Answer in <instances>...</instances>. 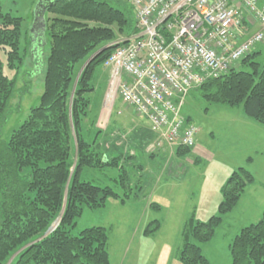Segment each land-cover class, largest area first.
<instances>
[{"label":"trees","instance_id":"trees-1","mask_svg":"<svg viewBox=\"0 0 264 264\" xmlns=\"http://www.w3.org/2000/svg\"><path fill=\"white\" fill-rule=\"evenodd\" d=\"M50 12L55 15L49 18ZM44 20V43L35 50L31 35V44L21 47L22 18L2 11L0 6V51L6 55L7 67L14 71L11 78L5 75L0 58V264H6L15 252L9 264H110L105 227L89 226L77 233L71 230L84 207H103L109 198L124 203L130 195V176L136 168L141 172V165H130V172L126 166L138 156L128 151L124 142L108 141L103 130L95 127V118L89 120V94L94 90L96 73L114 46L94 56L74 89L73 84L78 66L94 52L136 32L135 15L126 0H56L47 7ZM48 42L39 103L5 139L3 126L8 115L19 108L12 99L25 57L28 55L32 65L22 75H30L36 72ZM257 53L254 47L236 67L205 79L184 95L180 106L184 124L195 127L190 116L182 114L186 97L193 92L207 102L241 105L245 116L264 125V64L255 59ZM165 145L175 148L179 156L193 148ZM180 147L185 150L180 151ZM84 168L114 169L111 179L118 189L82 179ZM253 180L247 168L238 167L221 186L217 213L206 221L190 219L179 256L182 264H209L200 244L212 238ZM60 213L58 225L43 236ZM158 228L159 221H152L143 234ZM229 251L231 264H264V209L256 222L234 236Z\"/></svg>","mask_w":264,"mask_h":264},{"label":"rangeland","instance_id":"rangeland-1","mask_svg":"<svg viewBox=\"0 0 264 264\" xmlns=\"http://www.w3.org/2000/svg\"><path fill=\"white\" fill-rule=\"evenodd\" d=\"M37 1L0 0L2 11L22 18L21 47L26 42L31 44V25ZM47 15L50 18L55 14L50 12ZM255 47L258 50L255 59L264 64V41ZM48 48L49 42L44 47V56L34 68L36 72L30 75H22L32 65L28 55L25 57L12 99V103H19V108L8 115L3 126L5 139L27 117L30 108L39 103ZM0 58L4 74L13 77L14 71L7 67L6 55L1 51ZM86 61L78 66L73 89ZM98 71L94 90L89 94V120L95 118V127L103 130L108 141H126L130 148H133L132 145L137 147L130 149L132 153L149 156L144 158L140 155L135 162L126 164L129 172L132 164L134 167L141 165L143 169L140 173L137 168L134 169V176H130L128 199L120 203L109 198L103 207H84L75 220L72 233L89 226L105 227L110 264H182L179 256L190 219L206 221L217 213L221 186L235 169L244 166L252 173L253 182L246 186L236 205L222 218L212 238L200 244L209 264H231L229 247L234 236L243 227L256 222L264 209V125L246 117L241 105L230 107L207 102L191 92L186 97L182 114L190 116L197 128L196 144L200 152L195 154L194 147L189 148V153L182 157L175 153V148L171 150L157 142L158 135H148L144 130L149 122L128 104L119 98L114 104L105 103L108 74L103 68ZM19 87H22L21 93L17 92ZM241 117L251 123L243 124ZM183 148L180 147V151L185 150ZM249 157L251 160L247 161ZM171 172L175 174L170 176ZM113 173L112 168H84L81 176L95 185H111L117 190V183L111 179ZM164 174L170 178L181 175L183 183L175 188L170 185L163 187V183H158L156 178L162 179ZM154 204L160 207L156 208ZM61 214L54 222L58 220L59 223ZM155 220L159 221V228L144 235L145 227Z\"/></svg>","mask_w":264,"mask_h":264},{"label":"built area","instance_id":"built-area-1","mask_svg":"<svg viewBox=\"0 0 264 264\" xmlns=\"http://www.w3.org/2000/svg\"><path fill=\"white\" fill-rule=\"evenodd\" d=\"M136 32L120 37L103 63L105 103L133 107L166 144L193 147L183 96L236 67L264 41V0H126Z\"/></svg>","mask_w":264,"mask_h":264},{"label":"water","instance_id":"water-1","mask_svg":"<svg viewBox=\"0 0 264 264\" xmlns=\"http://www.w3.org/2000/svg\"><path fill=\"white\" fill-rule=\"evenodd\" d=\"M55 1L56 0H38L34 7L31 32L34 38L32 39V43H35V45H33L35 50L40 45L41 42L44 43V35H43L44 29H45L44 13L47 7L53 4ZM109 46L110 44H107L101 47L100 49H98L96 52H94L91 55V57L86 61V63H88L94 56H96L103 50L108 49ZM57 223H58V220H56L53 224L57 225ZM53 224L47 229V231L45 232L43 236L47 235L49 232H51L55 228L56 225L53 227Z\"/></svg>","mask_w":264,"mask_h":264},{"label":"crops","instance_id":"crops-1","mask_svg":"<svg viewBox=\"0 0 264 264\" xmlns=\"http://www.w3.org/2000/svg\"><path fill=\"white\" fill-rule=\"evenodd\" d=\"M107 74H108V72H107ZM107 78H108V76H107ZM143 117V116H142ZM247 117V116H246ZM242 118V117H241ZM249 118V117H248ZM145 119V118H144ZM251 119V118H250ZM253 120V119H252ZM255 121V120H254ZM242 123L243 124H250L251 122L250 121H248V120H245V119H243L242 118ZM252 124H254V123H252ZM255 127H256V125H255ZM257 128V127H256ZM145 132H147L148 133V135L150 134L151 136H153V135H157L156 133H154L151 129H150V125H148V127H145V130H144ZM148 141V140H147ZM157 142H161L163 145L165 144V142H163L162 140H159V139H157ZM119 143H120V139H119ZM125 144H126V149L127 150H129L130 151V149L131 150H133V149H135V148H137V147H134L133 145H132V147L133 148H130L129 147V144H128V142L126 143V141L124 142ZM146 143V141H144L143 142V144H145ZM197 144L194 146V152H195V154H198L200 151H199V147L197 148ZM131 152V151H130ZM132 153V152H131ZM134 154H136L137 156H140V155H143L144 156V158H148V154H146V153H134ZM187 155V154H186ZM146 156V157H145ZM183 156H185V155H183ZM182 156V157H183ZM157 169H158V167H157ZM156 169V170H157ZM142 171H143V169H141ZM155 172V171H154ZM176 172V171H175ZM167 173V172H166ZM155 174V173H154ZM163 174V173H162ZM173 174H175L174 172L172 173L171 172V175L170 176H172ZM170 176H168L167 174H164V178H162V179H159V178H156V181H158V183H163V187H167V186H172L173 188H175V187H178V186H180L182 183H183V177L181 176V175H178V176H173V177H171L170 178ZM156 177V176H155ZM160 207V206H159Z\"/></svg>","mask_w":264,"mask_h":264},{"label":"bare ground","instance_id":"bare-ground-1","mask_svg":"<svg viewBox=\"0 0 264 264\" xmlns=\"http://www.w3.org/2000/svg\"><path fill=\"white\" fill-rule=\"evenodd\" d=\"M56 224H53V227L55 226Z\"/></svg>","mask_w":264,"mask_h":264}]
</instances>
